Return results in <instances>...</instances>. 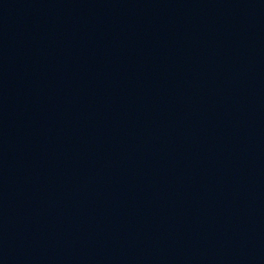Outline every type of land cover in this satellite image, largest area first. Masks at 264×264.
Masks as SVG:
<instances>
[{
	"label": "water",
	"instance_id": "water-1",
	"mask_svg": "<svg viewBox=\"0 0 264 264\" xmlns=\"http://www.w3.org/2000/svg\"><path fill=\"white\" fill-rule=\"evenodd\" d=\"M0 264H264V0H0Z\"/></svg>",
	"mask_w": 264,
	"mask_h": 264
}]
</instances>
